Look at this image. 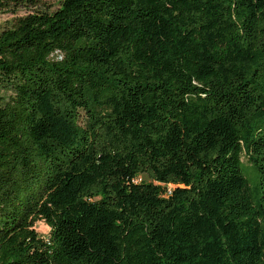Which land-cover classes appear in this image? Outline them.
<instances>
[{"label":"trees","instance_id":"trees-1","mask_svg":"<svg viewBox=\"0 0 264 264\" xmlns=\"http://www.w3.org/2000/svg\"><path fill=\"white\" fill-rule=\"evenodd\" d=\"M41 4L0 0V264H264V0Z\"/></svg>","mask_w":264,"mask_h":264},{"label":"rangeland","instance_id":"rangeland-1","mask_svg":"<svg viewBox=\"0 0 264 264\" xmlns=\"http://www.w3.org/2000/svg\"><path fill=\"white\" fill-rule=\"evenodd\" d=\"M59 2H60V0H43V4H41L40 9L42 11H53L57 8ZM10 17H11L10 14L0 13V25L3 24V22L5 20L9 19ZM241 160L243 161V164L245 166H247L246 157L242 156ZM242 170H243L244 174H247L251 178L255 179L256 175L252 170L247 169L245 167H242ZM141 179H144L143 176H140L139 178H137L136 181L139 182ZM34 230L39 234V236L43 240L48 239L49 227L43 221H41V220L36 221L34 224Z\"/></svg>","mask_w":264,"mask_h":264}]
</instances>
